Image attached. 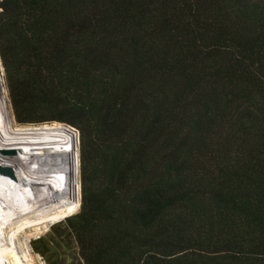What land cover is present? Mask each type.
Here are the masks:
<instances>
[{
    "label": "trees",
    "instance_id": "obj_1",
    "mask_svg": "<svg viewBox=\"0 0 264 264\" xmlns=\"http://www.w3.org/2000/svg\"><path fill=\"white\" fill-rule=\"evenodd\" d=\"M0 57L17 123L80 132L47 264H264V0H0Z\"/></svg>",
    "mask_w": 264,
    "mask_h": 264
},
{
    "label": "bare ground",
    "instance_id": "obj_2",
    "mask_svg": "<svg viewBox=\"0 0 264 264\" xmlns=\"http://www.w3.org/2000/svg\"><path fill=\"white\" fill-rule=\"evenodd\" d=\"M1 82L0 79V127L6 138L0 133V168L7 171V174L0 171V221L3 211L6 214L4 223L6 250L3 249L0 264H35L31 251L20 244L22 254H19L15 242L18 239L19 227L26 225L39 227L57 222L56 219L47 218L45 200L52 195L54 188L49 182L50 161L42 154L52 145L51 141L47 140V133L48 126L54 123L14 129L11 125L13 118L7 108V98ZM64 127L77 137L73 130ZM18 133L29 139L33 138L40 147L44 148L37 150V147L33 148L28 143L19 142L16 137ZM11 257L14 263L11 262ZM41 263L46 264L44 261Z\"/></svg>",
    "mask_w": 264,
    "mask_h": 264
},
{
    "label": "rangeland",
    "instance_id": "obj_3",
    "mask_svg": "<svg viewBox=\"0 0 264 264\" xmlns=\"http://www.w3.org/2000/svg\"><path fill=\"white\" fill-rule=\"evenodd\" d=\"M0 70L3 74L2 76L5 84V89L3 88V90L5 93V97L7 98V108L9 109L10 116L13 118V122L11 123V125L14 127V129L23 126H37L22 125L16 122L13 115V109L6 84V73L1 58ZM4 107L6 108V106ZM0 133L6 138V135L5 133H3L1 127ZM47 135V140H50L52 145L51 147L47 148V152L43 151L42 154L45 155L46 158L48 157L50 161V163H48L49 176L51 177L49 182H51V185L54 188V192L45 200L46 213L47 218L61 221L53 224L47 223L46 225H42L39 227H35L36 225H26V227H21L22 229L19 227L20 229L18 228L17 230L18 239L15 242L19 254H22L20 244L23 245L25 249L31 251L35 259V264H42L41 261H44L47 264V260L45 259V257L42 254L38 253L35 249L37 247V240H39L40 238H44L48 242L49 240H52L54 238L56 232L63 231L67 218L79 212L81 203V178L78 157L80 150H78L79 146L77 137L63 125L55 123L48 126ZM16 137L19 142L28 143L31 145V147L33 146V148L37 147V150H42L44 148L40 147L33 138H26L19 133L16 134ZM77 208L78 210L73 213ZM5 218L6 214L5 211H3V215L0 221V256L2 257L4 250H6V239L4 238ZM53 247L54 252H56L57 255L61 256L62 264H78L79 260L77 244L72 237L67 236L65 239L56 241ZM11 258V262L14 263L13 257Z\"/></svg>",
    "mask_w": 264,
    "mask_h": 264
},
{
    "label": "water",
    "instance_id": "obj_4",
    "mask_svg": "<svg viewBox=\"0 0 264 264\" xmlns=\"http://www.w3.org/2000/svg\"><path fill=\"white\" fill-rule=\"evenodd\" d=\"M2 75L3 74H2V72L0 70V79L2 81L3 88L5 89V84H4V80H3V76ZM63 125L66 126V127H68L69 129L73 130L77 134L78 146H79V150H80V144H81V141H80V132L75 127H73L71 125H68V124H63ZM78 157H79V165H80V153H79V156ZM0 171L3 172V173H5V174H7V171H4V169H2V168H0ZM81 197H82V191H81ZM80 206H81V203H80Z\"/></svg>",
    "mask_w": 264,
    "mask_h": 264
},
{
    "label": "flooded vegetation",
    "instance_id": "obj_5",
    "mask_svg": "<svg viewBox=\"0 0 264 264\" xmlns=\"http://www.w3.org/2000/svg\"><path fill=\"white\" fill-rule=\"evenodd\" d=\"M56 221L58 222V221H61V220H56Z\"/></svg>",
    "mask_w": 264,
    "mask_h": 264
}]
</instances>
